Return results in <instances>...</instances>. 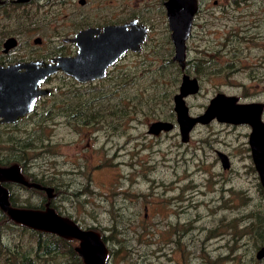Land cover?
I'll list each match as a JSON object with an SVG mask.
<instances>
[{
	"label": "rangeland",
	"instance_id": "obj_1",
	"mask_svg": "<svg viewBox=\"0 0 264 264\" xmlns=\"http://www.w3.org/2000/svg\"><path fill=\"white\" fill-rule=\"evenodd\" d=\"M78 1L0 0V65L74 56L76 47L65 42L79 29L130 17L148 28L147 38L104 79L49 77L43 88L51 93L28 117L0 126L1 166L17 164L32 184H8L10 204L49 207L98 232L106 264H264L257 259L264 247V187L252 160L251 129L214 119L182 140L174 97L184 71L173 61L161 0H138L136 9L135 0ZM209 1L200 0L186 43L185 73L198 84L185 98L194 118L217 94L264 104V0L226 7ZM9 38L16 47L4 54ZM154 122L173 128L151 135ZM218 153L226 156L223 164ZM6 217H0V264H78L76 241L45 236L47 247L39 250L35 231Z\"/></svg>",
	"mask_w": 264,
	"mask_h": 264
},
{
	"label": "water",
	"instance_id": "obj_2",
	"mask_svg": "<svg viewBox=\"0 0 264 264\" xmlns=\"http://www.w3.org/2000/svg\"><path fill=\"white\" fill-rule=\"evenodd\" d=\"M32 0H16L15 3H28ZM166 16L172 42L175 48L174 60L181 67L185 61L186 41L190 35L194 16L197 12L196 0H168L165 4ZM147 29L133 21L126 25H107L88 28L77 32L66 40L74 43L77 53L74 56H57L49 62L35 60L3 67L0 65V124H15L34 110L39 98L49 95L43 88L45 81L56 73L71 77L78 83L102 79L106 69L113 65L127 51H138L144 42ZM39 40H35L38 43ZM16 46V40H5L3 53ZM196 79L184 74L178 94L174 97V112L182 140L187 142L188 134L198 124H207L216 119L220 123L248 125L251 129L249 146L255 169L264 187V106L259 103L238 104L235 97L217 94L203 115L191 117L185 98L197 93ZM170 123L154 122L149 126V134L157 135L171 130ZM222 160L226 156L219 154ZM227 168V164H224ZM3 182L28 186L17 166L0 165V209L12 220L37 232L54 234L65 240L78 242L75 252L84 264H106L108 249L100 234L93 230L81 229L76 223L59 215L53 209H23L13 207L9 202V192ZM37 187V186H36ZM50 195L51 189H46ZM257 259H264V247L257 252Z\"/></svg>",
	"mask_w": 264,
	"mask_h": 264
},
{
	"label": "flooded vegetation",
	"instance_id": "obj_3",
	"mask_svg": "<svg viewBox=\"0 0 264 264\" xmlns=\"http://www.w3.org/2000/svg\"><path fill=\"white\" fill-rule=\"evenodd\" d=\"M138 0H135V8L134 9H136V7L138 8V5L140 6L141 4H139L138 2H137ZM168 0H161V8L162 9H165V14H166V7H165V4H166V2H167ZM243 1H245V0H210L209 2H212V5L214 6V7H219V6H223V7H226V6H229L230 4L232 5V6H235V5H237V4H240L241 2H243ZM196 2H197V12L200 10V8H201V3H200V0H196ZM15 3V2H14ZM78 3L79 4H81V5H84L85 3H86V1L85 0H79L78 1ZM111 5L112 6H114V8H117V6L114 4V3H111ZM132 2H129V4H127L126 5V7H128L129 9L130 8H132ZM204 10L205 11H208L209 9H208V7H206V6H204ZM123 11H120L119 10V12L117 13V14H119V15H121V14H123L122 13ZM196 12V13H197ZM196 15V14H195ZM167 17V16H166ZM195 17V16H194ZM132 17H130V19L128 20V19H125V20H123L122 22H114V23H108V24H106V25H103V26H84L83 28H81V29H79L77 32H79V31H81V30H85V29H88V28H100V29H102L103 27H105V26H107V25H126V24H130V23H132L133 21H137V24L138 25H141V26H144L143 24H141L140 22H139V20L137 19V18H132ZM194 20V19H193ZM167 21H168V18H167ZM146 29H147V31H148V28L146 27V26H144ZM168 27H169V23H168ZM192 28V27H191ZM169 30H170V27H169ZM171 31V30H170ZM76 32V33H77ZM75 33V34H76ZM74 34V35H75ZM74 35H73V37H74ZM172 37V31H171V35H170V38ZM72 38V37H71ZM146 38H147V34H146ZM146 38H145V40H146ZM189 38V37H188ZM70 39V38H69ZM37 40V39H36ZM39 40V42L38 43H35V40H34V43L35 44H41V40L40 39H38ZM68 40V39H67ZM145 40H144V42H145ZM188 40V39H187ZM144 42L143 43H141L140 44V49L138 50L139 52L141 51V49H142V47H143V44H144ZM171 42H172V38H171ZM5 43V42H4ZM4 43L2 44V47H3V51L5 50V48H4ZM186 43H187V41H186ZM65 44H71V45H74L75 47H76V45L74 44V43H71V42H65ZM172 44H173V42H172ZM16 47V46H15ZM14 47V48H15ZM173 47H174V44H173ZM186 48H187V46L185 47V61H184V66L183 67H181L180 65H179V63L177 62V61H175L174 60V57H175V48H174V57H173V61L174 62H176L178 65H179V67L181 68V71H184V74H186L185 73V68H186ZM2 50V49H1ZM138 51H135V52H133V51H127V52H125L122 56H120L119 58H118V60L113 64V65H111L110 67H108L107 69H106V72H105V75H104V77L102 78V79H104L105 77H106V75H108L109 74V70L113 67V66H115V65H117L121 60H123L129 53H137ZM10 52V51H9ZM8 52V53H9ZM8 53H4V54H8ZM76 53H77V47H76ZM75 53V54H76ZM53 58V57H52ZM51 58V59H52ZM51 59H49V61L51 60ZM35 60H40V59H34V60H30V59H27V60H24V59H22V60H16V61H12V62H9V63H7V65H4L5 63H1V65L3 66V67H6V66H9V65H13V64H16V63H27V62H29V61H35ZM41 61H43V60H41ZM59 74H62V73H56V74H54V75H52L53 77L54 76H56V75H59ZM187 75V74H186ZM69 77V76H68ZM190 77V76H189ZM69 78H71V77H69ZM98 80H101V79H98ZM98 80H94V81H88V82H86V83H83V84H88V83H91V82H95V81H98ZM51 93V92H50ZM49 93V94H50ZM36 104H37V102H36ZM259 104H262L263 106H264V104L263 103H259ZM263 112H264V109H263ZM30 114V113H29ZM28 114V115H29ZM28 115L26 116V117H28ZM262 116H263V113H262ZM26 117L25 118H23V119H21V120H19V122L20 121H22V120H24V119H26ZM262 121H263V119H262ZM19 122H17V123H19ZM264 122V121H263ZM17 123H15V124H17ZM4 125H8V124H0V126H4ZM9 125H11V124H9ZM196 126V125H195ZM194 126V127H195ZM193 127V128H194ZM219 154L220 153H218L217 155H218V158L220 159V162H222V164L224 163L223 162V160L219 157ZM9 166H17L18 168H19V171H20V173H21V175L23 176V178H24V180H26L27 182H28V186H24V185H22L23 187H25V188H27V187H30L32 184L29 182L30 180H27L26 178H27V175H26V173H24V171H23V169L20 167V166H18L17 164H11V165H9ZM8 166V167H9ZM8 184H18V183H12V182H3V185L4 186H7ZM18 185H21V184H18ZM34 189H37V188H35V187H33ZM47 193V192H46ZM48 194V193H47ZM48 196L50 197V196H52L51 194L49 195L48 194Z\"/></svg>",
	"mask_w": 264,
	"mask_h": 264
},
{
	"label": "trees",
	"instance_id": "obj_4",
	"mask_svg": "<svg viewBox=\"0 0 264 264\" xmlns=\"http://www.w3.org/2000/svg\"><path fill=\"white\" fill-rule=\"evenodd\" d=\"M1 165V164H0ZM0 217H1V219L3 218L4 220L6 219V220H8L7 219V217H6V215H5V213L0 209ZM35 233V235H37L38 236V238H39V243H38V249L40 250V249H42V248H44V247H47L46 246V244H45V241H44V237L45 236H51V237H55V238H57V239H60V240H62L61 238H59V237H57V236H55V235H51V234H48V233H43V232H34ZM47 250H48V248H47ZM47 250H45L46 252H47ZM45 252V253H46ZM73 252V254L75 255V257H77V260H78V264H83L82 263V260L80 259V257L78 256V254L75 252V250L74 251H72ZM25 260H26V258H25ZM12 264H24V262L23 261H21V262H16V260H15V262H12Z\"/></svg>",
	"mask_w": 264,
	"mask_h": 264
},
{
	"label": "bare ground",
	"instance_id": "obj_5",
	"mask_svg": "<svg viewBox=\"0 0 264 264\" xmlns=\"http://www.w3.org/2000/svg\"><path fill=\"white\" fill-rule=\"evenodd\" d=\"M16 1V0H15Z\"/></svg>",
	"mask_w": 264,
	"mask_h": 264
}]
</instances>
